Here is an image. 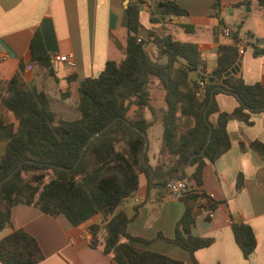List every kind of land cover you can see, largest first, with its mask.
I'll return each instance as SVG.
<instances>
[{
	"label": "trees",
	"instance_id": "obj_1",
	"mask_svg": "<svg viewBox=\"0 0 264 264\" xmlns=\"http://www.w3.org/2000/svg\"><path fill=\"white\" fill-rule=\"evenodd\" d=\"M264 7V0H257ZM248 1L238 4H247ZM139 6L128 4L126 8L127 34L125 51L119 62L107 61L102 71L93 78H83L77 88L79 117L72 120L56 119L46 93L36 86L27 87L22 80L23 65L5 82H0V108L11 113L14 122L0 118V139L5 150L0 157V182L16 170L0 188V230L11 232L0 239L1 264H37L44 255L37 241L11 223V209L17 204L33 205L52 216L64 215L73 226H78L95 215L105 221L102 227L89 228L92 246L97 242L102 252L117 264H182L180 260L149 250L138 249L132 242L149 244L150 240L134 237L127 232L128 223L135 217H127L119 210L126 198L138 189V176L144 174L149 182L148 190L156 187L164 194V187L177 170L189 158L204 147L211 129V137L204 152L191 159L176 180H191L194 186L178 196L184 211L177 221L174 236L163 238L190 255L208 247L211 239L193 236L192 208L188 200L195 196L201 185L202 170L230 149L226 130L227 122L235 119L251 125L250 115L264 113V86L247 85L237 71L221 81L240 58L237 30L231 33L232 44L219 45L216 50L213 83L203 89L191 75L205 68L206 58L196 44L172 39L170 34H149L157 53L154 60L143 48L145 42L137 41L140 23ZM186 12L175 0L157 3L154 15L182 16ZM155 21V17L151 18ZM186 32L188 26L182 27ZM239 28V27H238ZM246 38L251 36L246 34ZM253 54L264 55V47ZM31 62L34 69L44 70L41 77H54L51 58L44 47L39 32L30 40ZM165 62H159L160 59ZM73 76L66 78L70 82ZM156 80L163 92V108L159 118L162 126L161 145L157 162L150 168L147 156L142 153L144 134L152 125L144 117L150 105L149 86ZM222 89H219L220 87ZM211 92L213 98L209 105ZM227 94L238 105L230 113L219 110L215 96ZM207 109L206 115L204 111ZM109 126L83 149L89 137ZM249 148L264 158V143L253 141ZM243 149L244 144L240 143ZM143 156V159H142ZM193 167L190 175L186 168ZM243 186V177L237 175L235 189ZM206 211H212L215 203L207 199ZM234 240L244 258L254 250L256 240L252 229L239 221L230 224ZM99 232V235L97 236Z\"/></svg>",
	"mask_w": 264,
	"mask_h": 264
},
{
	"label": "crops",
	"instance_id": "obj_2",
	"mask_svg": "<svg viewBox=\"0 0 264 264\" xmlns=\"http://www.w3.org/2000/svg\"><path fill=\"white\" fill-rule=\"evenodd\" d=\"M244 1L175 0L186 14L160 18L154 15L157 3L153 0H0V82L10 80L21 63L25 85L40 87L45 71L34 69L29 47L32 36L39 32L50 58L71 53L75 63L74 68H68L62 63L51 62L54 77H46L43 84L59 93L68 87L77 89L83 78L96 77L105 62L122 59L127 34L126 8L131 4L139 6L138 37L145 42V50L155 51L148 43L150 33L157 36L170 34L174 40L196 44L206 58L202 70L204 76L215 68L217 47L232 44L231 37L221 34V28L227 27L231 33L238 29L239 48L243 51L239 75L247 85L259 83L264 86V55H254L251 46L264 47V7L257 0L238 5ZM246 6L248 12H245ZM152 17L155 21H151ZM183 26L190 30L186 32ZM246 34L251 38H246ZM70 76L73 79L67 82L66 78ZM191 78L197 80L196 74L193 73ZM44 92L47 95L49 91L44 88ZM215 101L219 110L226 113L238 105L235 98L223 93L217 94ZM150 105L153 113L149 110L144 113L145 119L152 122L146 132L145 154L147 164L152 168L161 145L159 118L163 92L160 86H156V106ZM0 118L14 122L11 113L1 108ZM250 121L251 125L235 119L227 122L230 149L205 165L201 185L195 196L188 200L194 218L190 233L211 239L208 247L194 252L197 264H264V158L248 146L253 141L264 143V113L251 114ZM240 143L244 144L243 149ZM4 150L5 142L0 139V157ZM192 171L193 167L186 168L188 175ZM238 174L243 177V186L236 191ZM185 183L195 187L191 180ZM148 185L146 176L139 174L138 189L119 206L127 217L135 211L127 232L151 241L149 244L132 242L131 245L180 260L182 264H193L187 251L156 237L158 234L165 239L174 236L184 204L172 192L165 190L166 193L161 194L156 187L148 190ZM205 196L215 203L214 210H205ZM10 217L14 229L25 231L37 241L44 255L37 264H117L103 254L98 242L91 245L90 226L102 227L105 223L99 214L73 226L64 215L52 216L36 206L17 204L11 209ZM231 221L248 225L254 233L256 245L247 258L234 240ZM10 232V228L0 230V239Z\"/></svg>",
	"mask_w": 264,
	"mask_h": 264
},
{
	"label": "rangeland",
	"instance_id": "obj_3",
	"mask_svg": "<svg viewBox=\"0 0 264 264\" xmlns=\"http://www.w3.org/2000/svg\"><path fill=\"white\" fill-rule=\"evenodd\" d=\"M148 53L150 54L152 59L155 60L157 58V53L155 51H152V49L151 52L148 51ZM159 62L163 63L165 62V59L162 58L159 60ZM40 83L41 88L37 86V89H42L44 91L45 88L49 91L47 93V96L50 101V106L56 115V119L72 120L79 117V112L77 110V89L68 87V89H65V91H61L59 93L55 88L50 89L48 86H45L43 84V80H41ZM31 86L32 85L29 84L27 87ZM156 86H159V84L156 80H152L148 91L150 104H154V106H156Z\"/></svg>",
	"mask_w": 264,
	"mask_h": 264
},
{
	"label": "water",
	"instance_id": "obj_4",
	"mask_svg": "<svg viewBox=\"0 0 264 264\" xmlns=\"http://www.w3.org/2000/svg\"><path fill=\"white\" fill-rule=\"evenodd\" d=\"M248 11H249V8H248V6H246V7H245V12H248ZM143 48L146 49V45H144ZM30 63H31V61H30ZM239 65H240V58H239L238 62L235 64V66H233L228 72H226V73L224 74V76H223V80L221 81V86H224V85H225V81H224V79H225L226 77H228L230 74H235V73L238 71V69H239ZM195 74H196V78H197V79H200L201 81H204V79H205V77H206V82H207V83H213V82H214V78H215V73H214V72H211L210 74L204 76V72H203L202 70H198V71L195 72ZM221 86L218 87V88H219V89H222ZM212 98H213V94H212V92H211L209 105H210V103H211ZM206 112H207V109H205V111H204V116L206 115ZM108 126H109V124H107L106 126H104L100 131H98V132L92 134V135L89 137V139H88V141L86 142V144L84 145L83 149H85V148L88 146V144H89L94 138H96L98 135H100V134H101V133H102V132L108 127ZM211 133H212V131H211V129H210V131H209V133H208V135H207L206 143H205L204 147L202 148V150H201L198 154H194V155H192V156L189 158V160L177 170V172L175 173V175L173 176V178L171 179V181L166 185V187H164V190H166L167 192H171V184H172V182L176 179V176L178 175V173H179L181 170H183L185 167L188 166V164L190 163V161H191V159H192L193 157H195V156H200V155L203 154V152H204V150H205L207 144L209 143V140H210V137H211ZM143 136H144V138H145V141H144V148H143V150H142V153L145 154V152H146V147H147V139H146V135H145V134H144ZM142 159H143V156H142ZM15 171H16V170L12 171L10 174H8V175H7V176H6V177L0 182V188H1L2 183H3L4 181H6V180H7V179H8V178H9V177H10ZM148 178H149V182H151V179H152V171H151L150 169H149V176H148ZM173 196H176V194L173 193Z\"/></svg>",
	"mask_w": 264,
	"mask_h": 264
},
{
	"label": "built area",
	"instance_id": "obj_5",
	"mask_svg": "<svg viewBox=\"0 0 264 264\" xmlns=\"http://www.w3.org/2000/svg\"><path fill=\"white\" fill-rule=\"evenodd\" d=\"M165 0H153V2L155 3H161V2H164ZM139 4V2H137ZM221 34L224 36V37H227V38H230L231 37V31L229 28L227 27H222L221 28ZM137 41L139 42L140 39L138 38ZM242 49L239 48V54H242ZM51 61L52 62H59V63H62L64 64L65 66H67L68 68H74L75 66V63H74V58H73V55L71 53H68V54H63V55H53L51 57ZM206 77L204 79V81H201L200 79H197V84L200 88V91L203 89L204 85L206 84ZM186 183L185 181H181V180H174L171 184V192L172 193H175L176 196H179L181 194H183L185 191H186ZM204 200H207L208 197H204L203 198Z\"/></svg>",
	"mask_w": 264,
	"mask_h": 264
}]
</instances>
